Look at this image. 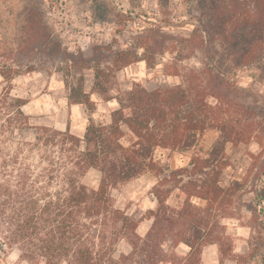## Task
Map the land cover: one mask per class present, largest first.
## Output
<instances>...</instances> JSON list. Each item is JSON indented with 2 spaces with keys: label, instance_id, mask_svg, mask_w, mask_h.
Instances as JSON below:
<instances>
[{
  "label": "trees",
  "instance_id": "16d2710c",
  "mask_svg": "<svg viewBox=\"0 0 264 264\" xmlns=\"http://www.w3.org/2000/svg\"><path fill=\"white\" fill-rule=\"evenodd\" d=\"M158 3L166 8L170 0ZM196 17L189 37L173 39L161 33V26L148 28L133 43L96 45L89 58L55 43L66 77L72 79L70 101L86 108L89 121L83 138L69 129L40 128L39 140L51 143L59 154L58 162L46 170L58 187L47 202L41 204V192L25 193L26 174L15 191L0 184V198L22 200L8 218L2 216L0 229H9L6 240L20 243L22 256L32 264H202L210 245H218L220 264L264 259V237L256 246L250 244L249 253L238 255L222 223L236 218L248 183L225 181L231 166L228 147L255 138L264 147V101L261 106L249 103L238 84L243 73L264 83V0H197ZM33 43L28 50L35 49ZM165 53L176 55L168 69L181 77L179 84L152 90L134 84L129 91L110 94L118 71L139 61L153 67ZM192 56L200 66L181 70L178 62ZM85 68L94 72L92 93L105 102H118L108 123L92 117L95 104L84 89ZM0 74L6 81L13 78L7 69L1 68ZM27 103L10 102L17 106L18 120L24 118L20 108ZM209 131H216L217 137L205 152L199 143ZM173 156L187 160L173 168ZM90 170L101 175L96 189L82 181ZM147 173L158 179L153 190L157 205L147 218L137 219L116 207L112 191ZM171 198L174 205L169 204ZM253 203H264L263 178ZM253 203L248 209L255 212ZM144 219L152 225L140 236ZM120 241L131 249L117 256ZM180 245L189 249L187 254L178 253Z\"/></svg>",
  "mask_w": 264,
  "mask_h": 264
},
{
  "label": "rangeland",
  "instance_id": "374dc122",
  "mask_svg": "<svg viewBox=\"0 0 264 264\" xmlns=\"http://www.w3.org/2000/svg\"><path fill=\"white\" fill-rule=\"evenodd\" d=\"M196 3L197 0H170L168 7L161 8L158 0H0V70L7 69L13 75L6 81L0 74V184H8L11 191H15L21 175L26 174L24 181L28 191L25 193L36 195L41 192V204H44L58 188L56 183H51L46 170L58 162L59 154L51 143L39 140L42 136L40 128L69 129L81 138L85 134L89 116L83 105L70 101L72 79L66 77L65 65L55 52V43L59 41L68 53L77 56L82 52L84 58H89L96 45L111 44L114 40L120 45L133 43L148 28L161 26V33L168 37L186 38L197 19ZM32 42L35 49L28 50ZM142 52L140 49L139 53ZM175 56L165 53L153 67H148L146 61H139L123 68L112 80L110 94L117 96L131 90L134 84L148 90L179 84L181 77L170 74L168 69ZM178 66L184 70L200 64L192 56L178 62ZM83 74L84 89L91 93L90 98L95 104L93 119L108 123L111 112L118 108L117 100L105 102L92 93L94 72L85 68ZM238 84L249 103L261 106L264 83L254 82L248 73H243ZM5 92L9 97H3ZM16 99L28 101L20 108L24 118L19 120L17 106L10 104ZM216 137V131L207 132L199 148L209 151ZM261 144V140L255 138L247 144L230 145L227 149L231 166L225 172V181L247 179L248 182L238 203L236 218L222 221L233 238L234 253L238 255L249 253L250 244L256 246L258 239L264 237V203L259 206L253 203L258 180L264 179V147ZM186 160L173 156L171 165L178 168ZM100 177L99 172L90 170L82 181L96 189ZM157 183L158 179L147 173L117 187L112 191L116 207L137 219L147 218L148 211L157 205L153 195ZM38 196L36 198H41ZM21 201L0 198V224L2 216L8 218L20 207ZM250 203L255 206V212L248 209ZM169 204L174 205L175 200L171 198ZM151 225V220L144 219L138 234L145 236ZM10 235L9 229H0V264H32L30 259L22 256L20 243L6 240ZM115 249L118 256L129 253L131 248L120 241ZM177 251L185 255L189 249L180 245ZM214 257H218V263L212 261ZM37 264L45 263L41 260ZM202 264H220L218 245L204 249ZM224 264L237 263L229 259ZM248 264H264V259L258 256Z\"/></svg>",
  "mask_w": 264,
  "mask_h": 264
},
{
  "label": "crops",
  "instance_id": "0c3cea01",
  "mask_svg": "<svg viewBox=\"0 0 264 264\" xmlns=\"http://www.w3.org/2000/svg\"><path fill=\"white\" fill-rule=\"evenodd\" d=\"M182 246H184V245H182ZM212 261H214L215 263H218L219 262L218 257H214V259Z\"/></svg>",
  "mask_w": 264,
  "mask_h": 264
}]
</instances>
